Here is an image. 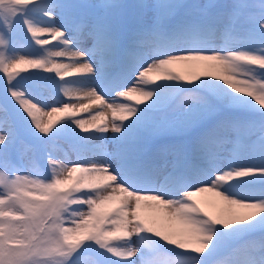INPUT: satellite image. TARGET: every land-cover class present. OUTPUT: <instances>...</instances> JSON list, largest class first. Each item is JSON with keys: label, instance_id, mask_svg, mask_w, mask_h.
I'll return each mask as SVG.
<instances>
[{"label": "snow or ice", "instance_id": "6c2138e0", "mask_svg": "<svg viewBox=\"0 0 264 264\" xmlns=\"http://www.w3.org/2000/svg\"><path fill=\"white\" fill-rule=\"evenodd\" d=\"M133 93L150 103H116ZM84 101L102 102L91 121L107 109L112 120L90 129ZM55 113L67 119L53 132ZM65 133L111 151L60 171L52 160L43 179L14 175ZM205 192L226 202L220 216L194 200ZM142 207L163 214L159 227ZM222 249L230 258L217 262ZM89 253L95 264H264V0H0V264Z\"/></svg>", "mask_w": 264, "mask_h": 264}, {"label": "rangeland", "instance_id": "374dc122", "mask_svg": "<svg viewBox=\"0 0 264 264\" xmlns=\"http://www.w3.org/2000/svg\"><path fill=\"white\" fill-rule=\"evenodd\" d=\"M189 2H193V0H189ZM200 2H205V0H200ZM247 3L258 5L260 3V0H245ZM254 11H258V8L254 9ZM42 38L49 39L50 43L47 46H44L46 48H49L51 50H58L53 47V45L57 42L56 40H53L52 38L48 37L47 35H44ZM21 39L23 40V36L21 34ZM22 47L26 52L29 53H35L39 51V48L41 46H35L29 41L24 40ZM58 62H64V63H71L72 58L66 57L62 60H59ZM173 68L180 74L186 75V71L181 68L179 65H174ZM33 71H42L39 69H33L30 66H22L19 69H16V72L19 73L20 76L27 75ZM44 75H50L49 73L43 72ZM225 75L228 79H241L246 80V76H239V77H233L228 73H220ZM65 79H71L69 77H66ZM162 81L160 79H155L151 86H155V84H159ZM27 84H31L32 81L25 82ZM126 84L132 86V81L127 80L125 82ZM44 96L47 98L48 103L51 106L59 107V104H56L53 100L52 96L53 94L49 91L44 92ZM112 97L106 98L107 102H112ZM116 103H128L131 104L133 107H142L144 103H150V101H147L143 97H141L138 93H133L131 97L129 98H115ZM140 101H143V103H138ZM74 103H78V101H73ZM102 103L101 101H99ZM179 102V101H178ZM100 105L98 106L96 112L100 110ZM45 112L50 111V108L44 109ZM77 118L84 119L90 118L91 113L88 112H82L79 108L77 109ZM106 117L101 122H109L112 120V112L111 109L105 110ZM119 115V113L117 114ZM48 117L46 116L44 119V123H48ZM65 119H67L66 116H64L61 113H55L51 116V120L54 122L53 132H55L56 128L60 127L61 124L64 123ZM93 124H88V127L91 129ZM111 127V125H110ZM77 131L80 132L77 128ZM90 135L85 134L81 132V136ZM112 133L109 131L108 136H111ZM79 145V149H78ZM111 151L110 146L108 145L107 141L104 138H92V139H86L83 141H77L76 137L72 136L69 133L61 134L54 138L52 143L48 145L46 152H37L35 155L29 154V156L26 158L25 164L23 165L21 171L14 173V175H28L33 179H43L46 176H51L53 172V166L51 164L52 160H56L58 167L56 168V171H60L59 165L60 164H69L70 162L77 161L78 159L82 157L87 158H95L101 154L107 153ZM81 174L76 173L74 174L73 181H71L68 185H61L62 188L64 187H70L71 183H74L76 179L79 178ZM9 174H5V179H8ZM29 198H35V199H43L42 193L38 191H33L32 195ZM194 200L198 203V206L201 207L204 211L209 212L213 216H220L224 209L227 207L226 202H223L221 198L215 196L214 193L211 192H205V193H199L194 197ZM143 204H152L156 202L151 201H145L142 202ZM72 207H76L75 205ZM142 214L150 219V220H156V226L159 227L162 223L160 220V217L163 215L160 213L157 209L151 208V207H142ZM70 226V225H66ZM166 226L169 230L172 231H178L184 227L180 222L170 220L166 222ZM229 253L227 250L222 249L220 254L215 258L217 262L220 261H227L229 259ZM97 257L95 253H89L85 257L82 258V264H95Z\"/></svg>", "mask_w": 264, "mask_h": 264}, {"label": "bare ground", "instance_id": "6f19581e", "mask_svg": "<svg viewBox=\"0 0 264 264\" xmlns=\"http://www.w3.org/2000/svg\"><path fill=\"white\" fill-rule=\"evenodd\" d=\"M84 103L85 104H90L91 112H89V110H83L82 112H88V113H91L93 115L96 114V110H97L99 104H101L99 101H95V102L84 101ZM105 117H106V115H105ZM86 121H89V124L102 123L101 122L102 120L91 121V117L88 118V119L86 118Z\"/></svg>", "mask_w": 264, "mask_h": 264}]
</instances>
